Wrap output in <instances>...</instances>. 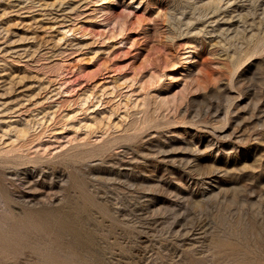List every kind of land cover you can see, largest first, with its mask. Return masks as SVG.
Returning <instances> with one entry per match:
<instances>
[{
  "label": "rangeland",
  "instance_id": "rangeland-1",
  "mask_svg": "<svg viewBox=\"0 0 264 264\" xmlns=\"http://www.w3.org/2000/svg\"><path fill=\"white\" fill-rule=\"evenodd\" d=\"M0 264H264V0H0Z\"/></svg>",
  "mask_w": 264,
  "mask_h": 264
}]
</instances>
